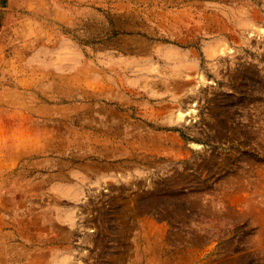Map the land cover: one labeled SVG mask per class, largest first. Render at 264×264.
Segmentation results:
<instances>
[{
    "label": "rangeland",
    "instance_id": "rangeland-1",
    "mask_svg": "<svg viewBox=\"0 0 264 264\" xmlns=\"http://www.w3.org/2000/svg\"><path fill=\"white\" fill-rule=\"evenodd\" d=\"M0 264H264V0H0Z\"/></svg>",
    "mask_w": 264,
    "mask_h": 264
},
{
    "label": "bare ground",
    "instance_id": "bare-ground-1",
    "mask_svg": "<svg viewBox=\"0 0 264 264\" xmlns=\"http://www.w3.org/2000/svg\"><path fill=\"white\" fill-rule=\"evenodd\" d=\"M227 49H228V47H225V46H224V47H222V48H219V51H220V52H224V51L227 50ZM229 50H230V49H229ZM181 116H182V113H178V114H177V117H178L179 119H180ZM179 119H178V120H179ZM176 120H177V119H176Z\"/></svg>",
    "mask_w": 264,
    "mask_h": 264
}]
</instances>
